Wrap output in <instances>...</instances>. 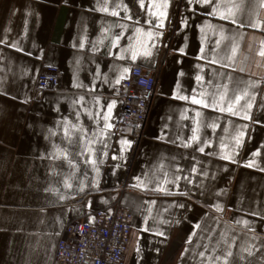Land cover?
<instances>
[{
	"label": "crops",
	"instance_id": "1",
	"mask_svg": "<svg viewBox=\"0 0 264 264\" xmlns=\"http://www.w3.org/2000/svg\"><path fill=\"white\" fill-rule=\"evenodd\" d=\"M133 65L158 70L139 138ZM117 202L124 264H264V0H0V264Z\"/></svg>",
	"mask_w": 264,
	"mask_h": 264
},
{
	"label": "built area",
	"instance_id": "2",
	"mask_svg": "<svg viewBox=\"0 0 264 264\" xmlns=\"http://www.w3.org/2000/svg\"><path fill=\"white\" fill-rule=\"evenodd\" d=\"M158 86V70L133 65L129 76L116 86L112 95L121 109L116 132L133 128L139 138ZM60 90V71L43 66L36 94ZM91 223L75 219L59 236L52 264H124L132 241L131 215L119 202L106 210L92 212Z\"/></svg>",
	"mask_w": 264,
	"mask_h": 264
},
{
	"label": "snow or ice",
	"instance_id": "3",
	"mask_svg": "<svg viewBox=\"0 0 264 264\" xmlns=\"http://www.w3.org/2000/svg\"><path fill=\"white\" fill-rule=\"evenodd\" d=\"M135 58V57H134ZM198 102V101H197Z\"/></svg>",
	"mask_w": 264,
	"mask_h": 264
}]
</instances>
